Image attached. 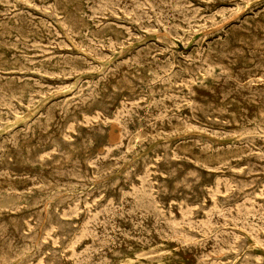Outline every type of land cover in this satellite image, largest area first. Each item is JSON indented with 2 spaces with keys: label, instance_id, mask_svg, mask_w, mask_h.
<instances>
[{
  "label": "rangeland",
  "instance_id": "obj_1",
  "mask_svg": "<svg viewBox=\"0 0 264 264\" xmlns=\"http://www.w3.org/2000/svg\"><path fill=\"white\" fill-rule=\"evenodd\" d=\"M0 21V264H264V0Z\"/></svg>",
  "mask_w": 264,
  "mask_h": 264
},
{
  "label": "bare ground",
  "instance_id": "obj_2",
  "mask_svg": "<svg viewBox=\"0 0 264 264\" xmlns=\"http://www.w3.org/2000/svg\"><path fill=\"white\" fill-rule=\"evenodd\" d=\"M51 1V0H50ZM58 1V0H57ZM60 1V0H59ZM45 2V1H44ZM67 2V1H66ZM75 2V1H74ZM5 3V2H4ZM234 3V2H233ZM238 3V2H237ZM60 4H61V2H60ZM66 4V3H65ZM72 4V3H71ZM44 5V4H43ZM62 5V4H61ZM48 6V5H47ZM65 6V5H64ZM184 6V5H183ZM55 7V6H54ZM60 7V6H59ZM75 7V6H74ZM48 8V7H47ZM186 8H187V6H186ZM44 9V8H43ZM83 9V8H82ZM139 9V8H138ZM58 10V9H57ZM77 10V9H76ZM186 10V9H185ZM7 11V10H6ZM63 11V10H62ZM61 11V12H62ZM71 12V11H70ZM73 12V11H72ZM75 13V12H74ZM79 13V12H78ZM147 13V12H146ZM199 14V13H198ZM57 15V14H56ZM70 15V14H69ZM78 15V14H77ZM71 16V15H70ZM79 16V15H78ZM77 16V17H78ZM130 16V15H129ZM136 16V15H135ZM72 18V17H71ZM190 18V17H189ZM199 18V17H198ZM248 18V17H247ZM38 19V18H37ZM85 20V19H84ZM190 20V19H189ZM193 20V19H192ZM32 21V20H31ZM34 21V20H33ZM65 21V20H64ZM71 21V20H70ZM191 21V20H190ZM1 22V21H0ZM42 22V21H41ZM44 22V21H43ZM192 22V21H191ZM214 22V21H213ZM110 23V22H109ZM190 23V22H189ZM13 24V23H12ZM29 24V23H28ZM43 24V23H42ZM41 24V25H42ZM70 24V23H69ZM31 25V24H30ZM45 25V24H44ZM22 26V25H21ZM168 26V25H167ZM175 26V25H174ZM86 27H87V25H86ZM106 27V26H105ZM250 27V26H249ZM38 28H39V26H38ZM72 28H73V26H72ZM106 29V28H105ZM21 30V29H20ZM27 30V29H26ZM30 30V29H29ZM37 30V29H36ZM102 30V29H101ZM23 31V30H22ZM80 31V30H79ZM175 31V30H174ZM14 32V31H13ZM17 32V31H16ZM29 32V31H28ZM49 32V31H48ZM84 32V31H83ZM130 32V31H129ZM195 32V31H194ZM79 33V32H78ZM175 33V32H174ZM10 34V33H9ZM101 34V33H100ZM103 34V33H102ZM182 34V33H181ZM5 35V34H4ZM8 35V34H7ZM37 35V34H36ZM192 35V34H191ZM215 35V34H214ZM73 36V35H72ZM77 36V35H76ZM80 36V35H79ZM98 36V35H97ZM124 36H126V35H124ZM24 37V36H23ZM27 37V36H26ZM122 37V36H121ZM144 37V36H143ZM4 38V37H3ZM30 38V37H29ZM40 38V37H39ZM55 38V37H54ZM176 38V37H175ZM16 39V38H15ZM24 39V38H23ZM44 39V38H43ZM99 39V38H98ZM231 39V38H230ZM2 40V39H1ZM120 40V39H119ZM20 42V41H19ZM4 43V42H3ZM9 43V42H8ZM14 43V42H13ZM87 43V42H86ZM12 44V43H11ZM15 44V43H14ZM36 44V43H35ZM220 44V43H219ZM37 45V44H36ZM113 45V44H112ZM210 45V44H209ZM16 46H18V45H16ZM203 47V46H202ZM7 48V47H6ZM19 48V47H18ZM27 48V47H26ZM104 48V47H103ZM115 48V47H114ZM63 49V48H62ZM213 49V48H212ZM230 49V48H229ZM39 50V49H38ZM205 50V49H204ZM207 50H208V48H207ZM235 50V49H234ZM24 51V50H23ZM210 51V50H209ZM208 51V52H209ZM218 51V50H217ZM256 51V50H255ZM98 52V51H97ZM216 52V51H215ZM221 52V51H220ZM223 52V51H222ZM258 52V51H257ZM7 53V52H6ZM223 53H225V52H223ZM37 54V53H36ZM211 54V53H210ZM216 54V53H215ZM253 54V53H252ZM255 54V53H254ZM196 55V54H195ZM62 56V55H61ZM153 56H155V55H153ZM205 56H206V54H205ZM259 56V55H258ZM67 57V56H66ZM169 57V56H168ZM202 58V57H201ZM54 59V58H53ZM205 59V58H204ZM19 60V59H18ZM31 60H33V59H31ZM83 60V59H82ZM213 61V60H212ZM31 62V61H30ZM62 62V61H61ZM217 62V61H216ZM39 63V62H38ZM84 63V62H83ZM155 63V62H154ZM190 63V62H189ZM26 64V63H25ZM50 64V63H49ZM55 64H56V62H55ZM66 64V63H65ZM187 64V63H186ZM9 65V64H8ZM68 65V64H67ZM95 65V64H94ZM213 66V65H212ZM219 66V65H218ZM28 67V66H27ZM221 67V66H220ZM29 68V67H28ZM83 68V67H82ZM94 68V67H93ZM3 70V69H2ZM180 71V70H179ZM190 71V70H189ZM65 73V72H64ZM53 74H55V73H53ZM126 74V73H125ZM217 74H218V72H217ZM224 74V73H223ZM19 75V74H18ZM30 76V75H29ZM55 76V75H54ZM70 76V75H69ZM191 76V75H190ZM254 76V75H253ZM250 77H252V76H250ZM25 78H27V77H25ZM167 78V77H166ZM182 78V77H181ZM197 78V77H196ZM189 79V78H188ZM135 80H136V78H135ZM182 80V79H181ZM187 80V79H186ZM248 80V79H247ZM246 80V81H247ZM214 81V80H213ZM258 81V80H257ZM260 81V80H259ZM27 82V81H26ZM179 82V81H178ZM182 83V82H181ZM242 83V82H241ZM186 84V83H185ZM174 85H175V83H174ZM26 86V85H25ZM241 86V85H240ZM29 87V86H28ZM63 87H65V86H63ZM181 87V86H180ZM179 89V88H178ZM191 89V88H190ZM21 91V90H20ZM151 92V91H150ZM38 93V92H37ZM47 93V92H46ZM77 94V93H76ZM256 94V93H255ZM172 95V94H171ZM176 95V94H175ZM130 97V96H129ZM164 97V96H163ZM172 97V96H171ZM133 99V98H132ZM161 99V98H160ZM183 99H185V98H183ZM135 100V99H134ZM141 100V99H140ZM224 100V99H223ZM142 101V100H141ZM126 102V101H125ZM138 102V101H137ZM30 103V102H29ZM120 103H122V102H120ZM188 103V102H187ZM33 104V103H32ZM178 107V106H177ZM118 108V107H117ZM102 109V108H101ZM18 110V109H17ZM118 110V109H117ZM235 110V109H234ZM237 111V110H236ZM71 112V111H70ZM4 113V112H3ZM87 113V112H86ZM113 113V112H112ZM124 113V112H123ZM168 114V113H167ZM109 115V114H108ZM112 115V114H111ZM192 115V114H191ZM203 115V114H202ZM163 116V115H162ZM188 116V115H187ZM15 117V116H14ZM84 117V116H83ZM98 117V116H97ZM119 117V116H118ZM123 117V116H122ZM156 117V116H155ZM154 117V118H155ZM216 117V116H215ZM100 118V117H99ZM108 118V117H107ZM114 118V117H113ZM152 118V117H151ZM182 118V117H181ZM208 118V117H207ZM213 118V117H212ZM111 119V118H110ZM162 119V118H161ZM115 121V120H114ZM135 121V120H134ZM199 121V120H198ZM70 122V121H69ZM92 123V122H91ZM184 123V122H183ZM210 123V122H209ZM174 127V126H173ZM196 128V127H195ZM247 128V127H246ZM254 128V127H253ZM191 129V128H190ZM231 131V130H230ZM76 133V132H75ZM149 133V132H148ZM159 133V132H158ZM229 133V132H228ZM72 134V133H71ZM80 134V133H79ZM128 134V133H127ZM150 135V134H149ZM170 135V134H169ZM231 135V134H230ZM80 136H81V134H80ZM167 136V135H166ZM90 138V137H89ZM156 138V137H155ZM188 138V137H187ZM90 140V139H89ZM68 142V141H67ZM73 142V141H72ZM90 143V142H89ZM106 143V142H105ZM138 143V142H137ZM191 143V142H190ZM196 143V142H195ZM79 145H81V144H79ZM244 146V145H243ZM112 147V146H111ZM251 148V147H250ZM82 149V148H81ZM224 149V148H223ZM229 149V148H228ZM262 149V148H261ZM205 150V149H204ZM252 150V149H251ZM107 151V150H106ZM200 151V150H199ZM158 152H159V150H158ZM80 153V152H79ZM157 153V152H156ZM173 153H174V151H173ZM107 154V153H106ZM222 154V153H221ZM201 155V154H200ZM171 156H172V154H171ZM52 157H53V155H52ZM155 157V156H154ZM153 157V158H154ZM46 158V157H45ZM206 158V157H205ZM209 158V157H208ZM11 159V158H10ZM48 159V158H47ZM90 159V158H89ZM162 159V158H161ZM230 159V158H229ZM250 159V158H249ZM53 160V159H52ZM200 160V159H199ZM206 161V160H205ZM205 161H203V162H205ZM229 161V160H228ZM25 162V161H24ZM118 162V161H117ZM213 162V161H212ZM36 163V162H35ZM38 163V162H37ZM96 163H98L97 161H96ZM197 163V162H196ZM232 163V162H231ZM39 164V163H38ZM245 164V163H244ZM27 165V164H26ZM102 165V164H101ZM106 165H108V164H106ZM147 165V164H146ZM204 165H205V163H204ZM33 166V165H32ZM114 166V165H113ZM153 166V165H152ZM1 167V166H0ZM213 167V166H212ZM241 167V166H240ZM119 168V167H118ZM134 168V167H133ZM205 168V167H204ZM106 169V168H105ZM232 169V168H231ZM21 170V169H20ZM55 170V169H54ZM147 170V169H146ZM215 170V169H214ZM235 170V169H234ZM104 171V170H103ZM218 171V170H217ZM15 172H17V171H15ZM44 172V171H43ZM113 172V171H112ZM153 172V171H152ZM161 173V172H160ZM10 174V173H9ZM66 174V173H65ZM106 174V173H105ZM128 174V173H127ZM154 174V173H153ZM39 175V174H38ZM61 175V174H60ZM227 175V174H226ZM134 176V175H133ZM132 176V177H133ZM152 176V175H151ZM175 176V175H174ZM12 177V176H11ZM61 177V176H60ZM212 177V176H211ZM134 178V177H133ZM210 178V177H209ZM216 178V177H215ZM220 178H222V177H220ZM12 179V178H11ZM31 179V178H30ZM221 180V179H220ZM68 181V180H67ZM222 181V180H221ZM82 182V181H81ZM86 182V181H85ZM134 182V181H133ZM154 182V181H153ZM234 182V181H233ZM6 183V182H5ZM205 183V182H204ZM217 183V182H216ZM109 184V183H108ZM234 184V183H233ZM126 185V184H125ZM239 185V184H238ZM205 186V185H204ZM216 186V185H215ZM229 186V185H228ZM226 187H227V185H226ZM41 188V187H40ZM189 188V187H188ZM230 188V187H229ZM39 189V188H38ZM72 190V189H71ZM132 190H133V188H132ZM185 190V189H184ZM213 191H214V189H212ZM217 190H220V189H218L217 188ZM217 190H216V192H217ZM262 190V189H261ZM33 191V190H32ZM106 191V190H105ZM157 191V190H156ZM189 191V190H188ZM257 191V190H256ZM155 192V191H154ZM180 192V191H179ZM177 193V192H176ZM214 193V192H213ZM261 193V192H260ZM10 194V193H9ZM101 194V193H100ZM103 194V193H102ZM105 194V193H104ZM192 194V193H191ZM227 194V193H226ZM229 194V193H228ZM18 195V194H17ZM110 195V194H109ZM159 195V194H158ZM177 195V194H176ZM180 195V194H179ZM211 195V194H210ZM214 195V194H213ZM86 196V195H85ZM98 196V195H97ZM259 196H261V195H259ZM108 197V196H107ZM112 197V196H111ZM204 197V196H203ZM212 197V196H211ZM217 197V196H216ZM26 198V197H25ZM89 198V197H88ZM121 198V197H120ZM192 198V197H191ZM215 198V197H214ZM251 198V197H250ZM14 200H16V199H14ZM61 200V199H60ZM95 200V199H94ZM208 200V199H207ZM216 200V199H215ZM32 201V200H31ZM94 202V201H93ZM160 202V201H159ZM205 202V201H204ZM238 202V201H237ZM253 202V201H252ZM2 204V203H1ZM76 204V203H75ZM91 204V203H90ZM219 204V203H218ZM258 204V203H257ZM169 205H170V203H169ZM197 205V204H196ZM222 205V204H221ZM167 206V205H166ZM183 206V205H182ZM199 206V205H198ZM28 207V206H27ZM92 207H94V206H92ZM193 207V206H192ZM195 207H197V206H195ZM200 207V206H199ZM214 207V206H213ZM216 207V206H215ZM58 208V207H57ZM62 208V207H61ZM207 208H208V206H207ZM27 209V208H26ZM84 209V208H83ZM93 209V208H92ZM105 209V208H104ZM169 209V208H168ZM87 210H88V208H87ZM185 210V209H184ZM188 210V209H187ZM199 210V209H198ZM156 211V210H155ZM96 212V211H95ZM169 212V211H168ZM171 212H173V211H171ZM193 212V211H192ZM16 213V212H15ZM162 213V212H161ZM206 213V212H205ZM107 214V213H106ZM137 214V213H136ZM158 214V213H157ZM160 214V213H159ZM191 214H193V213H191ZM73 215H75V214H73ZM77 215V214H76ZM163 215V214H162ZM190 215V214H189ZM62 216V215H61ZM82 216V215H81ZM80 216V217H81ZM94 216V215H93ZM116 216V215H115ZM184 216V215H183ZM194 217V216H193ZM206 217V216H205ZM94 218H96V217H94ZM188 218V217H187ZM221 218V217H220ZM40 219V218H39ZM58 219V218H57ZM60 219V218H59ZM84 219V218H83ZM108 219V218H107ZM35 220V219H34ZM162 220V219H161ZM193 220V219H192ZM195 220V219H194ZM172 221H173V219H172ZM24 222V221H23ZM84 223V222H83ZM89 223V222H88ZM3 224V223H2ZM28 224V223H27ZM168 224V223H167ZM91 225V224H90ZM133 225V224H132ZM50 226V225H49ZM182 226V225H181ZM3 227H5V226H3ZM33 227V226H32ZM219 227V226H218ZM56 228V227H55ZM83 228V227H82ZM95 228V227H94ZM158 228V227H157ZM87 229V228H86ZM142 229V228H141ZM82 231V230H81ZM263 231V230H262ZM191 232V231H190ZM48 233H50V232H48ZM82 233V232H81ZM80 233V234H81ZM156 233V232H155ZM84 234V233H83ZM48 235V234H47ZM165 235V234H164ZM212 235V234H211ZM264 235V234H263ZM141 236V235H140ZM172 236V235H171ZM200 236V235H199ZM241 236V235H240ZM46 237V236H45ZM111 237V236H110ZM187 237V236H186ZM12 238V237H11ZM169 238V237H168ZM192 238V237H191ZM253 238V237H252ZM241 239V238H240ZM239 239V240H240ZM47 240V239H46ZM254 240V239H253ZM10 241V240H9ZM203 241V240H202ZM244 241V240H243ZM257 241V240H256ZM12 242V241H11ZM69 242V241H68ZM197 242V241H196ZM79 243V242H78ZM184 243H186V242H184ZM179 244V243H178ZM152 245V244H151ZM188 245V244H187ZM71 246V245H70ZM250 246V245H249ZM38 247V246H37ZM235 247V246H234ZM261 247V246H260ZM61 249V248H60ZM69 249V248H68ZM90 249V248H89ZM264 249V248H263ZM55 250V249H54ZM57 250V249H56ZM59 250V249H58ZM50 251V250H49ZM60 251V250H59ZM58 251V252H59ZM122 252V251H121ZM169 252V251H168ZM36 253V252H35ZM165 253V252H164ZM13 255V254H12ZM101 255V254H100ZM248 255V254H247ZM0 256H2V255H0ZM62 256V255H61ZM237 256V255H236ZM16 257V256H15ZM77 257V256H76ZM117 257V256H116ZM122 257V256H121ZM176 257V256H175ZM178 257V256H177ZM69 258V257H68ZM182 259V258H181ZM9 260V259H8ZM256 260H257V258H256ZM229 261V260H228ZM227 261V262H228ZM222 262V261H221ZM35 264V263H34ZM76 264V263H75Z\"/></svg>",
  "mask_w": 264,
  "mask_h": 264
}]
</instances>
